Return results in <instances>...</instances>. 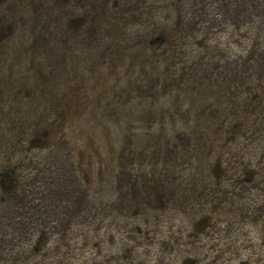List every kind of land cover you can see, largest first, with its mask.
Wrapping results in <instances>:
<instances>
[{"label": "rangeland", "instance_id": "obj_1", "mask_svg": "<svg viewBox=\"0 0 264 264\" xmlns=\"http://www.w3.org/2000/svg\"><path fill=\"white\" fill-rule=\"evenodd\" d=\"M0 264H264V0H0Z\"/></svg>", "mask_w": 264, "mask_h": 264}]
</instances>
